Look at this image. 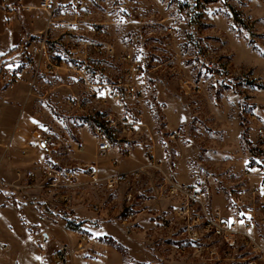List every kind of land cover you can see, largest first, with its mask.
<instances>
[{
	"label": "rangeland",
	"instance_id": "374dc122",
	"mask_svg": "<svg viewBox=\"0 0 264 264\" xmlns=\"http://www.w3.org/2000/svg\"><path fill=\"white\" fill-rule=\"evenodd\" d=\"M43 1L0 0V124L53 136L57 165L79 173L144 165L139 183L108 189L85 173L66 192L77 233L66 264H249L164 218L178 206L169 181L200 185L209 212L227 215L229 189L262 156L248 118L264 121V0H53L52 15ZM110 117L111 150L98 158L96 128ZM89 142L95 156L81 159Z\"/></svg>",
	"mask_w": 264,
	"mask_h": 264
},
{
	"label": "built area",
	"instance_id": "2783aa9c",
	"mask_svg": "<svg viewBox=\"0 0 264 264\" xmlns=\"http://www.w3.org/2000/svg\"><path fill=\"white\" fill-rule=\"evenodd\" d=\"M40 7L52 15L55 2L44 0ZM46 47V43L42 42L39 47L35 48V52L41 56L44 55L48 60ZM136 70L139 71L138 68ZM127 93L135 99L136 88L134 86L127 88ZM124 117L125 121L129 122L128 115H124ZM249 117V127L257 138L256 147L262 152V156L257 159L256 165L245 167L241 173L240 181L229 189L227 196L229 213L227 215L211 214L205 193L200 185L169 181L167 195L177 200L178 206L172 215L164 218V222L167 225L184 223L193 242L199 241L202 233L209 234L222 240L229 255L246 251L252 255L249 258L251 259L249 264H264V121L254 114ZM107 121L110 125L107 126L108 128L102 126L96 128L99 158L103 159L107 158L111 150L109 133H115L112 129L116 127V122L112 117ZM181 135L182 131L176 130L172 132L171 136L173 139H177ZM37 144L48 159L37 164L31 170L18 168L12 179H7L1 174L4 156L0 158V207L8 205L14 200L30 203L31 193L34 191H40L46 196L54 192L61 195L60 201L66 206L64 210L70 214L71 208L68 202L71 197L66 192L84 185L80 180L81 175L86 173L87 183L90 185L104 184L108 189H116L122 184L131 183L132 177L136 183H139L144 171V165H141L131 171V174L119 172L102 178L95 165H88L85 172L79 173L71 167L57 165L51 161L55 145L53 136H38ZM78 148L81 152L84 149L82 146ZM254 178H256L255 181H253ZM47 202L48 200L43 198L44 206ZM31 204L34 203L31 202ZM94 208L98 210L97 206ZM67 214L61 218L65 221L67 228L72 230L75 223L73 218ZM88 239V235L81 234L79 247H83ZM2 249L7 250V246H3ZM73 253L74 249L69 244H61L56 252L57 262L59 264L68 263L73 257Z\"/></svg>",
	"mask_w": 264,
	"mask_h": 264
},
{
	"label": "crops",
	"instance_id": "0c3cea01",
	"mask_svg": "<svg viewBox=\"0 0 264 264\" xmlns=\"http://www.w3.org/2000/svg\"><path fill=\"white\" fill-rule=\"evenodd\" d=\"M21 129L20 126L0 124V158L4 156L1 174L7 179L14 178L18 168L31 170L48 159L38 147L37 134L34 133L32 138L26 137ZM83 148L78 156L93 160L96 153L94 146L89 142ZM56 149L55 141L54 151ZM50 159L55 164L61 163L55 155ZM99 174L106 178L114 173L104 176L99 169ZM50 194L53 195L54 192L46 196L40 191H34L31 193L30 203L14 200L0 207V264H58L56 252L59 246L73 242L77 233L67 228L61 218L67 213L54 207L58 204L53 203ZM43 198L48 200L45 206ZM53 199L60 201L61 195L57 194ZM81 209L76 206L74 217L77 220L87 216ZM91 216L88 215V219ZM89 225L90 223L83 224L82 228ZM5 245L7 250L2 249Z\"/></svg>",
	"mask_w": 264,
	"mask_h": 264
},
{
	"label": "trees",
	"instance_id": "16d2710c",
	"mask_svg": "<svg viewBox=\"0 0 264 264\" xmlns=\"http://www.w3.org/2000/svg\"><path fill=\"white\" fill-rule=\"evenodd\" d=\"M101 126L102 127H106V125H104V124H101ZM110 135H109V139L111 138V133H109Z\"/></svg>",
	"mask_w": 264,
	"mask_h": 264
}]
</instances>
